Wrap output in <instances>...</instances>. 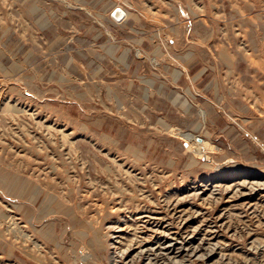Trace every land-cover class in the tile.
Masks as SVG:
<instances>
[{
    "label": "rangeland",
    "instance_id": "374dc122",
    "mask_svg": "<svg viewBox=\"0 0 264 264\" xmlns=\"http://www.w3.org/2000/svg\"><path fill=\"white\" fill-rule=\"evenodd\" d=\"M0 264H264V0H0Z\"/></svg>",
    "mask_w": 264,
    "mask_h": 264
},
{
    "label": "bare ground",
    "instance_id": "6f19581e",
    "mask_svg": "<svg viewBox=\"0 0 264 264\" xmlns=\"http://www.w3.org/2000/svg\"><path fill=\"white\" fill-rule=\"evenodd\" d=\"M185 245V243L182 244V246ZM124 255V252H122V254L120 256H123ZM114 260V259H113ZM114 263V262H113Z\"/></svg>",
    "mask_w": 264,
    "mask_h": 264
}]
</instances>
